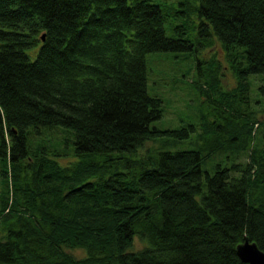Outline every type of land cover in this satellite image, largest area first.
<instances>
[{"label": "trees", "instance_id": "trees-1", "mask_svg": "<svg viewBox=\"0 0 264 264\" xmlns=\"http://www.w3.org/2000/svg\"><path fill=\"white\" fill-rule=\"evenodd\" d=\"M192 4L207 45L213 34L227 55H244L225 88L240 94L245 75L264 74V0ZM161 6L0 0V264H245V235L264 250V145L248 94L247 112L233 107L246 117L240 140L204 139L208 153L235 147L232 165L205 171L200 149L137 154L157 135L195 130L151 126L163 101L148 90L147 52L195 45L184 27L167 34ZM217 67L198 62L201 86L222 90Z\"/></svg>", "mask_w": 264, "mask_h": 264}, {"label": "rangeland", "instance_id": "rangeland-1", "mask_svg": "<svg viewBox=\"0 0 264 264\" xmlns=\"http://www.w3.org/2000/svg\"><path fill=\"white\" fill-rule=\"evenodd\" d=\"M154 1L160 3L161 7L169 14L166 25L167 34L176 36V27H184L187 37L195 45L193 49L187 51L147 52L148 90L151 94L161 97L163 101L162 116L151 121V126H157L162 130L183 127L192 123L195 125V130L186 137H177L168 133L157 135L152 138L154 140L148 139L138 146L137 154L146 156L154 149H200L203 154L202 167L205 171L213 172L218 163L232 165L236 162L235 147L232 146L228 152L222 154L219 152L208 153L204 149V139L218 135L219 137H238L232 143L240 140L242 134L234 132V129L237 128L241 130L246 121V117L240 116V112H247L248 109H251L256 113L253 127L254 129L258 127L256 139L264 145V95L258 88L259 85L264 84V74L248 73L245 75L247 84L242 86L240 94L234 90L225 89L237 84L236 75L240 76L238 71L240 69L243 71L244 66L247 65L244 55L241 56L237 53L227 55L224 47L213 34L209 35L210 45H207L204 37L197 35V28L191 26L194 25V20L198 17L192 9V0ZM239 47L243 49L242 45ZM199 61L202 62L207 73L211 71L210 67L218 68L217 66H220L224 89L218 91L215 87L213 89L211 86L200 85L206 76L196 68ZM227 91L230 92L224 97ZM246 94L249 96L250 106L245 101ZM227 103L228 106H226ZM234 106L239 107L241 111L236 114ZM242 158L244 161L248 160L246 156ZM2 185L3 179L0 175V191ZM2 233L0 229V236ZM140 245H142V241L137 239L135 246ZM68 250L77 257L85 254L83 248H74V250L69 248Z\"/></svg>", "mask_w": 264, "mask_h": 264}, {"label": "water", "instance_id": "water-1", "mask_svg": "<svg viewBox=\"0 0 264 264\" xmlns=\"http://www.w3.org/2000/svg\"><path fill=\"white\" fill-rule=\"evenodd\" d=\"M42 37L45 38V35L43 34ZM236 251L245 264H264V250L247 235L244 236L241 243L237 244Z\"/></svg>", "mask_w": 264, "mask_h": 264}]
</instances>
